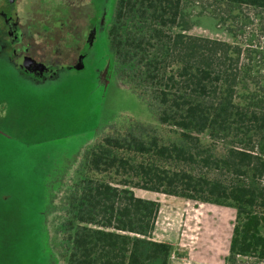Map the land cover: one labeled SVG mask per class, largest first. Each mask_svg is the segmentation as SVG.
Listing matches in <instances>:
<instances>
[{
  "label": "trees",
  "instance_id": "16d2710c",
  "mask_svg": "<svg viewBox=\"0 0 264 264\" xmlns=\"http://www.w3.org/2000/svg\"><path fill=\"white\" fill-rule=\"evenodd\" d=\"M243 9L264 19V0H115V72L177 137L138 123L86 150L62 198L66 264H169L159 202L134 188L233 208L228 260L264 264V47L239 39ZM204 13L232 39L188 33Z\"/></svg>",
  "mask_w": 264,
  "mask_h": 264
},
{
  "label": "rangeland",
  "instance_id": "374dc122",
  "mask_svg": "<svg viewBox=\"0 0 264 264\" xmlns=\"http://www.w3.org/2000/svg\"><path fill=\"white\" fill-rule=\"evenodd\" d=\"M36 1L44 6L47 0ZM55 1L73 29L64 35L65 42L42 38L43 47L50 52L60 41L62 60L69 61L77 44L85 43L82 26L92 10L94 34L81 48L82 69L64 68L57 78L39 85L0 67V264H66L59 233L65 219L62 198L86 150L104 135L125 134L140 123L154 128L147 133L164 142L177 137L115 72L106 37L115 0ZM195 7L194 12L200 9ZM39 9L30 17L43 21ZM237 25L243 43L255 35V45L264 47V19L243 9ZM188 33L232 39L206 13L193 19ZM134 192L159 202L152 236L172 245L169 264H234L228 260L233 208L139 188ZM236 264L257 263L239 258Z\"/></svg>",
  "mask_w": 264,
  "mask_h": 264
},
{
  "label": "flooded vegetation",
  "instance_id": "af4514ba",
  "mask_svg": "<svg viewBox=\"0 0 264 264\" xmlns=\"http://www.w3.org/2000/svg\"><path fill=\"white\" fill-rule=\"evenodd\" d=\"M41 4L36 0H0V67L34 85L57 78L64 68L75 69L74 65L79 60L84 64L85 54L81 48L88 45L90 35L94 34L92 10L87 17L88 23L82 26L86 34L85 43L77 44L80 47L76 46L77 50L71 53L72 58L63 62L59 50L60 41L56 40L54 45L58 48L51 46L49 52L46 46L44 48L41 45V39L46 41L48 36L52 40L61 37V41L65 42L64 35L73 29L72 25L65 24L62 7L55 0H47L44 6ZM34 7L44 11L43 21L30 17L32 13H38ZM76 29H79V25Z\"/></svg>",
  "mask_w": 264,
  "mask_h": 264
},
{
  "label": "water",
  "instance_id": "95a60500",
  "mask_svg": "<svg viewBox=\"0 0 264 264\" xmlns=\"http://www.w3.org/2000/svg\"><path fill=\"white\" fill-rule=\"evenodd\" d=\"M83 67H84V64H83L82 60H79V61L74 65V68H75L76 70H80V69H82Z\"/></svg>",
  "mask_w": 264,
  "mask_h": 264
}]
</instances>
